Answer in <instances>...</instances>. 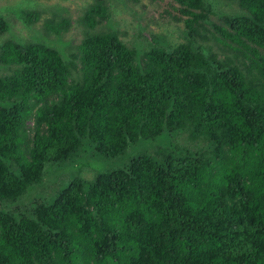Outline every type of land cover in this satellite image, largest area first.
Wrapping results in <instances>:
<instances>
[{"label": "trees", "instance_id": "trees-1", "mask_svg": "<svg viewBox=\"0 0 264 264\" xmlns=\"http://www.w3.org/2000/svg\"><path fill=\"white\" fill-rule=\"evenodd\" d=\"M173 1L186 42L172 49L124 40L108 0L87 9L76 46L64 18L1 44L0 264H264V0H225L242 12L223 25L206 0ZM41 14L21 17L33 26ZM9 30L0 15V36ZM178 131L198 147L12 209L85 141L116 159Z\"/></svg>", "mask_w": 264, "mask_h": 264}, {"label": "rangeland", "instance_id": "rangeland-1", "mask_svg": "<svg viewBox=\"0 0 264 264\" xmlns=\"http://www.w3.org/2000/svg\"><path fill=\"white\" fill-rule=\"evenodd\" d=\"M108 1L112 13L111 22L121 34H124V37L122 36L124 40L135 41V47L147 42H156L166 43V46L168 44V48L172 49L186 42V29L183 22L186 18L181 17L174 9L178 8V5L173 0ZM94 2L95 0H0V15L10 26L9 32L0 36V46L12 37L22 40L38 39L44 34L45 23L48 20L61 21L63 18L71 23L69 30L63 34V38L76 46L85 36L81 19ZM206 2L214 12L210 16V22L214 24L223 25V16H233L242 12L237 1L206 0ZM38 11L42 13L39 22L33 26H27L23 22L21 13ZM56 13L59 15H55ZM105 25L106 22L103 26ZM104 29L109 28L104 27ZM140 32L144 38L136 40ZM8 70L9 68L0 66L1 73ZM187 132H165L157 139L141 140L129 146L126 156L116 159L106 158L98 153L93 145L85 141L83 148L72 160L63 164L48 165L42 183L31 187L28 193L12 206V209L32 211L39 205L50 204L71 180L81 178L92 182L100 175L122 169L143 155L160 162L156 153L167 151L168 148L181 147L193 150L198 147V143L192 142Z\"/></svg>", "mask_w": 264, "mask_h": 264}]
</instances>
